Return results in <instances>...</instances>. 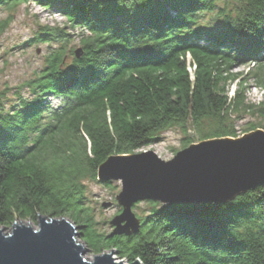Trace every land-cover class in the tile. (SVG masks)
Segmentation results:
<instances>
[{
	"label": "trees",
	"instance_id": "trees-1",
	"mask_svg": "<svg viewBox=\"0 0 264 264\" xmlns=\"http://www.w3.org/2000/svg\"><path fill=\"white\" fill-rule=\"evenodd\" d=\"M31 1L81 30L80 55L65 64L70 34L42 28L30 42L59 49L26 82L27 97L17 93L7 107L0 93V227L65 217L94 255L264 264V185L225 204L147 200L139 232L111 236L97 230L84 184L109 186L97 179L107 158L142 152L176 126L186 135L193 129L198 142L238 137L233 116L257 114L263 122L248 132L264 130V100L249 102L247 79L238 85L231 72L248 66V80L264 90V0H231L219 23L204 25L218 0H0V10Z\"/></svg>",
	"mask_w": 264,
	"mask_h": 264
},
{
	"label": "water",
	"instance_id": "water-1",
	"mask_svg": "<svg viewBox=\"0 0 264 264\" xmlns=\"http://www.w3.org/2000/svg\"><path fill=\"white\" fill-rule=\"evenodd\" d=\"M97 179L121 183L116 196L121 213L110 221L111 236H131L141 227L133 212L138 202L225 204L263 186L264 130L194 142L170 160L153 151L111 156L99 166ZM79 229L65 217L47 216L38 217L37 228L22 221L9 233L0 227V264H127L116 260L114 250L87 258L90 250L78 240Z\"/></svg>",
	"mask_w": 264,
	"mask_h": 264
},
{
	"label": "rangeland",
	"instance_id": "rangeland-1",
	"mask_svg": "<svg viewBox=\"0 0 264 264\" xmlns=\"http://www.w3.org/2000/svg\"><path fill=\"white\" fill-rule=\"evenodd\" d=\"M231 0H218V10L216 13L207 14L202 24L208 22L217 24L221 21L218 17L219 9H228ZM11 17V20L4 28L0 30V93L5 94L7 107L15 104L17 101V93L23 97L28 96L26 82L35 78L46 65L47 57L55 50L59 49L60 44L37 43L30 42L36 34L42 31V28H59L70 34V40L64 47L65 57L64 63L68 64L73 60L74 53L80 48V29H74L59 14L52 13L49 10L39 6L34 2L22 4L13 10H0V25L3 21ZM231 72L239 78V83L247 79L246 96L251 103H258L264 100V90L255 86V83L249 79L250 71L248 66H235ZM237 84V83H236ZM235 83L230 89H236ZM53 105L57 101L52 100ZM233 121L239 136L248 133L253 126H260L263 119L257 114H236ZM194 138L198 142V136L194 130L188 127V134L176 126L161 135V141L145 149V151H153L163 160H170L179 150L183 149L184 143L188 138ZM138 152V151H137ZM140 152V151H139ZM84 184L87 187V203L93 210V216L97 222V230L100 233L108 234L112 232L110 221L121 213V207L116 202V196L121 191V183L112 181L109 186L102 183L86 180ZM150 205L146 201L138 202L133 206V212L140 218L148 213ZM22 220L16 221L20 223ZM25 225L29 223L37 228V221H22ZM11 226L4 227L6 233L11 231ZM78 240H82L78 237ZM94 254L89 251L87 258L93 259ZM117 261L121 259L115 253ZM129 264L127 261H125Z\"/></svg>",
	"mask_w": 264,
	"mask_h": 264
},
{
	"label": "built area",
	"instance_id": "built-area-1",
	"mask_svg": "<svg viewBox=\"0 0 264 264\" xmlns=\"http://www.w3.org/2000/svg\"><path fill=\"white\" fill-rule=\"evenodd\" d=\"M145 151V150H144Z\"/></svg>",
	"mask_w": 264,
	"mask_h": 264
}]
</instances>
